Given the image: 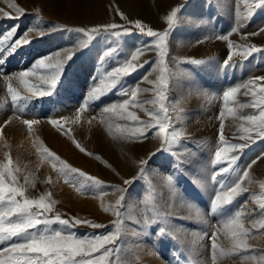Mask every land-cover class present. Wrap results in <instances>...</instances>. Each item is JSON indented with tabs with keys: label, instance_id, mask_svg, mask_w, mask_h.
<instances>
[{
	"label": "rangeland",
	"instance_id": "rangeland-1",
	"mask_svg": "<svg viewBox=\"0 0 264 264\" xmlns=\"http://www.w3.org/2000/svg\"><path fill=\"white\" fill-rule=\"evenodd\" d=\"M256 2L0 0V39L16 28V35L0 44V49H4L0 51V59L4 60L0 64V166L12 161L9 169L17 178V186H25V179L28 181L25 194L29 198L39 199L44 193H51L45 202L55 200L56 203L44 214L48 218L59 214L62 219L79 218L105 226L79 225L64 229L77 237L92 238L115 231L114 222L119 219L118 238L114 245H106L115 250L104 264H264L260 260L264 257V228L257 230L258 223L254 226V222L264 221L259 208L264 203V187H261L264 139L255 132L251 133L250 140L241 139L248 134L239 130L241 125L251 127L241 117L258 115V109L252 104L264 87V79H260L264 77V33L252 35L264 28V7L255 9ZM13 5L23 8L24 13L17 12ZM250 8L253 14L249 19ZM173 9L179 11L169 30L166 17ZM136 21L142 23L145 31L149 27L169 31L167 55L160 62L158 50L144 53L134 62L143 66L113 87L106 73L131 60L137 49L155 40L142 35L135 28ZM109 24H116L118 28L105 32L103 26ZM52 26L59 27L49 31ZM92 28L101 30L90 33V40L76 31ZM234 28L239 30L234 32ZM40 31L44 33L42 36ZM112 31H119L121 35L112 36ZM25 34L31 43L22 45L14 53L8 52L9 45ZM224 35L229 39L218 38ZM85 41L88 46L75 51ZM230 44L234 45L231 49ZM251 46L261 51L245 59L242 53ZM72 51L75 54L65 65L51 95H32L15 78L22 71L33 70L41 58L55 60L57 53L64 57ZM106 51L112 54L101 62ZM230 54L229 66L224 67ZM192 60L202 63H192ZM162 73L167 82L163 101L158 87ZM41 74L44 73L37 67L26 79L37 90H47L39 80ZM5 76L11 79L6 80ZM249 81H254L250 88L242 87ZM9 85L22 99L11 101ZM234 87L239 89L234 100L225 104L223 93ZM137 88L139 91L133 100L131 92ZM93 89H98L96 96L89 98ZM124 101H129L127 111L119 107L115 112L106 111ZM228 107L233 108V113L227 112ZM128 112L135 113L138 122L132 121ZM153 116H158L165 125L164 131L152 120ZM24 119H37L39 123L29 132ZM52 120L57 125L50 123ZM149 121L153 127L147 138L137 139L139 134L133 135L135 129ZM221 124L227 142L224 145L219 144ZM166 137L170 146L162 148ZM232 144L246 147L237 167L234 166L235 174L225 179L228 186H234L237 177L249 171V176L242 181L247 191L234 203L211 214V200L222 190L211 177L228 166L227 160L216 165L211 161L218 145L230 147ZM45 148L59 157V161L48 157L43 151ZM237 154L238 150H233L225 156ZM142 160L147 163L142 165ZM253 161L256 162L253 164ZM64 164L102 183L93 185L76 173L68 176L72 182H66L59 171ZM141 168H144L142 176ZM134 177L130 185H124V180ZM4 179L5 186L13 184L7 171ZM81 182L85 188L78 190ZM121 189L126 191L122 193ZM227 190L228 187L223 189ZM122 194L125 199L117 206L116 201ZM32 210L37 211L35 207ZM117 211L119 217L115 214ZM236 212H240L244 227L251 234L247 249H233L230 233L225 228ZM50 227L52 230L64 228L59 223ZM38 228L42 230L43 225ZM161 228L165 230L163 233ZM213 234L217 245L214 251L210 239ZM13 242L19 241L13 238L0 243V250ZM8 255L5 253L0 259L6 260Z\"/></svg>",
	"mask_w": 264,
	"mask_h": 264
},
{
	"label": "snow or ice",
	"instance_id": "snow-or-ice-1",
	"mask_svg": "<svg viewBox=\"0 0 264 264\" xmlns=\"http://www.w3.org/2000/svg\"><path fill=\"white\" fill-rule=\"evenodd\" d=\"M13 7H16L13 5ZM264 7V0H257L254 4L255 9H259ZM16 11L19 13H24L23 8L16 7ZM179 9H173L167 15V26L168 29H172L174 23L176 21ZM253 14V9H249L248 18H251ZM126 19V17H125ZM59 26H52L48 30L56 31ZM118 25L109 24L103 26V30L107 32L109 29H117ZM135 28L139 30L142 35H146L150 38H155L154 42L146 44L144 47L137 49L131 56V60L126 61L122 66L114 68L111 72L106 73L107 78L111 79L112 86L115 87L119 84L124 77L130 75L132 72L136 71L138 67H142L143 65L134 63L138 61L139 57L148 51H152L153 49L158 50V57L160 62H163V58L167 55L165 52L166 41L169 37V31H155L152 28H147L145 31V27L142 25L140 21L135 22ZM35 29H30L29 31H34ZM100 28H92L89 31H85V29H76V31L84 33L85 36H88L89 40L92 38L90 33H98ZM239 28H234L233 31H238ZM127 32V29H125ZM260 33H264V28L260 29L259 33H252V35H257ZM42 31L39 32V35H43ZM112 36L118 37L121 35L119 31H112L110 33ZM16 35V28L13 29L6 34L3 35L2 39H0V44H4L5 42L10 41ZM219 39L228 40L229 37L227 35L218 37ZM31 43L28 39L27 34H25L20 39H16L14 43L10 44L7 51L10 53H14L19 47L22 45H26ZM88 46V42L80 43L75 51H78L82 48ZM230 49L234 47V45H229ZM0 51H4V49H0ZM75 51L69 52L66 56L61 57L59 53L56 54L55 60L52 57L41 58L36 61L33 66V70L31 71H22L16 74V79L19 80L20 84L24 85L29 93L32 95H36L39 97L51 95L53 90H55L57 84L60 81L61 76L63 75V70L65 65L69 60H71L72 56L75 54ZM261 51L260 48L256 46L249 47L242 56L247 59L248 56H251L253 53H257ZM111 51H106L100 58L101 62L104 61L106 57L111 55ZM232 59V55L230 54L228 58L224 61V67L229 66V61ZM46 60L48 63H46ZM4 62L3 59H0V64ZM192 63H202V61L192 60ZM144 63H148V61H144ZM40 68L44 74L39 76V80L42 84L47 86V90H37L36 85L29 84V81L26 77H29L35 73L36 68ZM6 80H10L11 77L5 76ZM147 79V77H145ZM260 79H264L261 77ZM254 84V81H249L248 84L242 85V87L250 88L251 85ZM167 86V82L163 73L159 77L158 87L160 89L161 95L160 100L163 101L164 96L162 95L163 89ZM238 88L234 87L228 91L223 93V100L225 104L229 100H234L236 93L238 92ZM251 90V89H250ZM7 91L11 94V101L17 102L22 99L17 91H15L11 85H9ZM98 89H93L89 93V98H94L96 96V92ZM139 89L137 88L135 91L131 92V96L133 100H135L137 92ZM248 93L246 92L245 95ZM252 95L256 96V92L252 91ZM23 99H27L24 97ZM129 101H124L120 105H113L111 108L106 109V111L115 112L117 107L124 111H127V106ZM252 106L258 109V115H247L241 117V119L247 121L251 127H244L241 125L240 131L242 133L248 134L246 136H241V139H251V133L255 132L256 136L260 139H264V87L260 88V96L258 99L253 101ZM164 105L161 103V108L163 109ZM84 109L81 108V111ZM21 112L24 111L23 108L20 109ZM228 113H233V108H227ZM224 113L221 112L220 116L223 117ZM128 116L132 121L138 122V118L135 113L128 112ZM152 120L156 122V125L159 126L161 131H164L165 125L160 122L158 116H153ZM8 122L6 121L5 124ZM39 121L37 119H24L23 124H25L28 128V131L31 132L33 129V125H37ZM53 125H57L56 120L50 121ZM153 127L152 122L143 123L142 126L137 127L135 129L136 133L139 135L136 137L137 139H146L149 131ZM224 126L221 124L220 133H219V144L224 145L227 142L225 141L224 136ZM176 134L173 133V137ZM169 141L167 137L164 140L162 148L169 147ZM79 147V145H77ZM246 147L244 144H232L230 147H221L217 146L215 151V158L211 161L213 165L224 162L227 160L228 166L222 168L219 172H216L212 175L211 179L213 182H216L220 185L221 191H217L214 199L211 200L210 203V213L216 214L226 206L234 203L236 199L242 195L243 192L247 191L246 188L242 187V181L244 178L249 176V171H243V175L241 177H237V179L233 182L234 186H228L225 177L230 174H235V167H237V161L240 159V156L243 152V149ZM238 150L239 154L232 155L230 157L225 156V153H229L230 151ZM43 151L47 154L48 157L53 158L54 160L59 161V157H56L54 153L49 152L46 148ZM81 151H84L81 148ZM256 161H253L254 164ZM12 161H8V165L0 166V243H4L7 241L13 240L16 238L19 242H13L10 246L4 247L0 250V257H3L5 253H8L7 259H0V264H104V261L107 257L111 255V251L106 245L115 244L118 235L120 233V220L117 219L114 222L115 231H110L103 235H96L92 238L77 237L71 231H65L64 229H71L79 225L91 226L92 228H101L105 227L99 223H95L91 220H81L79 218H74L72 220L62 219L59 214H56L54 218H48L45 213H48L52 210V206L56 203L55 200H51L50 203H46V200L50 199L51 193H44L39 197V199H32L26 196L27 184L28 181L25 179V186H17V178L12 174V171L9 169V165H11ZM61 163H63L61 161ZM142 165L146 164V160H142L140 162ZM235 166V167H234ZM251 165H249V168ZM7 171L8 175L11 177L13 184L8 186L6 185L4 179V172ZM62 175L65 176L66 182H72L68 179L69 174L76 173L81 177H85L86 181H91L93 185H100L102 182L95 177L85 176V174L78 169L71 168L67 164L63 165V168L59 169ZM144 174V168L140 169V175ZM219 178V179H218ZM135 177L132 180H124V185H130L132 181H134ZM32 187H35L32 184ZM225 187H228L227 191H223ZM264 187V184L261 185ZM85 188V184L83 182L80 183V188L78 190H83ZM122 193L125 192V189L120 190ZM17 197H21L22 200H18ZM125 199V196L122 194L119 199L116 201V205L120 206L121 202ZM33 207L37 209V211H33ZM261 215L264 216V203H260L259 205ZM108 211V209H105ZM117 217L120 216V212L117 211L115 213ZM14 218V219H13ZM54 223H59L64 226L63 229L60 230H52L51 225ZM258 223V229L264 228V221L254 222V226ZM39 225H43V229L40 230L38 228ZM225 228L228 229L230 233V239L232 243L233 249H247L250 247L247 243L250 238V232L248 229L244 227L243 221L240 216V212H236L235 216L227 221L225 224ZM33 230V231H30ZM165 230L161 228V233ZM215 234L210 239L213 240L212 249L213 251L216 249L217 245L215 243ZM102 253L101 255L94 257L93 253ZM224 254L223 252L221 253ZM79 256L81 259H76ZM216 257L213 255V261H215ZM252 260H255L256 257H251ZM260 260L264 262V257H261Z\"/></svg>",
	"mask_w": 264,
	"mask_h": 264
}]
</instances>
